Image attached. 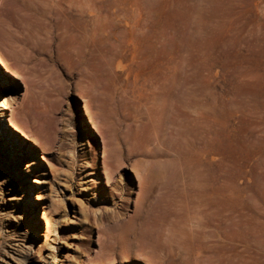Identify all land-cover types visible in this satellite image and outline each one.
<instances>
[{"label": "rangeland", "instance_id": "rangeland-1", "mask_svg": "<svg viewBox=\"0 0 264 264\" xmlns=\"http://www.w3.org/2000/svg\"><path fill=\"white\" fill-rule=\"evenodd\" d=\"M3 14L11 33L22 18L39 27L25 46L34 66L0 42L11 68L26 72L0 64L12 80L0 82L2 97L25 103L24 131L8 126L24 163L0 177L19 184L31 165L42 196L25 264H148L104 252L107 229L128 223L135 248L145 222L156 239L170 223L189 239L196 232L201 264H264V0H5ZM143 122L164 138L158 150L152 135L147 156L133 159L145 168L140 192L123 137ZM111 143L125 165L107 181ZM14 236L0 229V259Z\"/></svg>", "mask_w": 264, "mask_h": 264}, {"label": "bare ground", "instance_id": "bare-ground-1", "mask_svg": "<svg viewBox=\"0 0 264 264\" xmlns=\"http://www.w3.org/2000/svg\"><path fill=\"white\" fill-rule=\"evenodd\" d=\"M4 6L5 0H0V42L9 43V45L13 47L10 50L12 51V58L16 59L22 57L27 65L32 64V66H34V57L30 54L27 47L25 46L28 45L27 42H33L34 39L38 36L39 27L34 25L26 18H22L19 21L20 23L17 25L16 34L9 32L8 27L11 25L4 18ZM33 6L36 8V10H40L41 8L39 5ZM58 28L61 29V27ZM0 64L5 68V70L10 72L11 76L23 77L26 74V72H24L23 70H20L18 68H11L10 62L6 57L2 56V54H0ZM31 69L34 70L35 68ZM34 71L37 70L35 69ZM1 74L0 82H5V84L12 83V80L10 78L2 76ZM33 75L35 76V74ZM1 89L2 86L0 85V117L3 121V123L0 122V172H2V168H5L6 164L10 162L13 169H15L16 172L20 173L22 167L21 165L24 163L23 159L20 158V155H23L22 148H20L19 144L15 143V140H12V138L10 137V127L8 126H11L12 128L19 131H24V127L20 122V118L25 114V108L23 107L25 103L23 101L24 104H22L21 101L20 105L13 107V104H11L12 101L10 102L8 98L7 100H5L2 97ZM10 97L13 100L15 98V96ZM10 108H12L11 113L8 112V109ZM153 115L154 110L153 113H151V122H155L153 120ZM105 116L106 115H104V117ZM5 120L9 121V124H6L4 122ZM151 126L154 127V123H152V125L147 122H143L141 124L139 123L134 128L130 129L131 131L125 133V136L123 138L124 143L126 144V147L124 148L127 150V158L129 157V159L133 161L135 156H147L149 150L148 148H150L151 145L156 144L152 139V135L154 134L150 132ZM97 127L99 128V126ZM155 127L153 129H155ZM155 131L156 133L154 135V140H156V142L158 141L157 143L159 150L162 145V142H159V136L161 133H159L158 128ZM112 135L113 136H111V138H116L117 140H120V137H117L118 134ZM161 137H163V135ZM45 141L51 144V146H53L49 138H46ZM171 142L169 143L171 144ZM12 146L17 147V149H15V151L13 152V154L16 155L15 158L13 157V159L12 156H10ZM156 148L157 145L153 147L152 150H155ZM121 155L122 154H120V150L117 146H114L112 143L110 145L106 144L104 149V173L107 181H112L116 179L117 171L122 168L124 169L125 163L123 161V156L121 157ZM132 169L139 178L141 192L143 189V183L145 178L143 176V172L145 171L143 162L139 159L133 161ZM32 171L33 166L27 164V173L23 175V180L19 184L15 183L16 180L13 179L10 175L0 177V216L2 218H5V222H0V229H2L3 227L7 228L12 226L15 230L14 238L11 239L9 242L7 241L6 246L3 247L4 254L3 258L0 259V264L28 263L30 262L28 258H31L34 255V250L38 245L37 235L40 229V222H38L37 218L42 215V213L38 210V201L42 200V196L34 190V179H31L30 176V172ZM213 194L216 193L214 192ZM115 196V193H109L108 196H105V194H103L101 198L107 197L110 199H114ZM140 196L141 194L139 193L138 199ZM22 219L26 220L25 225H28V228H25V230L24 228H18V226L22 227ZM99 219L102 221L103 217H100ZM120 226H123V224H121ZM7 231H9V229H7ZM130 233L131 230L129 228L128 223L125 224V227H120L118 229L111 230L107 229L105 233L106 240L104 238V240L106 241V246L104 248L106 260H109L111 258H119L120 256L127 260L131 257L132 253H135L145 259L148 264H188L190 255L195 252L197 253L195 254V256H197L198 264H201V255L198 254L201 250V245L196 239V232L193 233V239H189L188 237L184 236V234L181 233L173 223H170L169 225H167L164 232L161 233V235H159L156 239L155 233L152 229L146 227L145 222L144 226L140 228V231L135 232V241L137 242L136 247L128 248L127 243L128 240H130ZM99 235H102L101 229L99 231ZM1 245L2 244H0V246ZM116 245H119L121 250L117 251ZM60 247L61 244L59 243L57 248ZM55 257L56 256L54 255V258ZM176 257H180L182 263H179ZM31 261H33V257ZM30 264H33V262H31ZM53 264H56V258Z\"/></svg>", "mask_w": 264, "mask_h": 264}]
</instances>
